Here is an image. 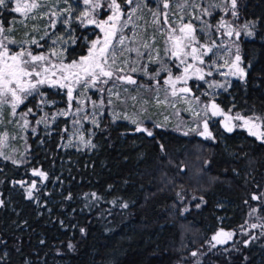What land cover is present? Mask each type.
I'll use <instances>...</instances> for the list:
<instances>
[{
	"label": "trees",
	"instance_id": "trees-1",
	"mask_svg": "<svg viewBox=\"0 0 264 264\" xmlns=\"http://www.w3.org/2000/svg\"><path fill=\"white\" fill-rule=\"evenodd\" d=\"M245 1L242 16L257 23L255 40L242 43L246 76L233 82V102L225 97L217 101L224 110L264 118V0ZM84 48L75 47L66 59L83 55ZM217 128L211 127L216 132L214 144L170 131L156 130L152 137L131 135L121 126L98 131L94 137L98 146L95 156L72 170V199L64 202L63 211L57 212V221L77 226L72 231L67 227L61 232L57 224L44 227L46 216H38L35 201L12 186V182L28 178V172L0 163V264H177L183 255L205 248L219 228L218 217H229L230 229L238 227L245 222L246 209L251 204L257 216L264 219V142L243 131L227 134ZM54 147L52 142L49 152H54ZM48 157L42 156L37 167L43 171L51 167ZM189 161L194 165L190 169L200 170L209 182V186L205 182L195 192L194 198L189 190ZM56 168L57 165L51 171ZM181 169H186L187 176L179 181ZM93 192L100 199L86 197L84 208L80 195ZM254 194L261 199L253 203ZM180 201L187 207L178 204ZM219 205L223 208L219 209ZM182 223L194 230H190L192 236L184 244H180ZM81 228L85 230L83 234ZM55 236L63 243L57 247L63 249L57 256L56 247L46 244ZM43 239L45 244H40ZM65 241L73 245L66 256L69 244ZM214 253L216 258L206 264H264V247L258 242L251 243L243 259L231 257L222 249H214Z\"/></svg>",
	"mask_w": 264,
	"mask_h": 264
},
{
	"label": "snow or ice",
	"instance_id": "snow-or-ice-1",
	"mask_svg": "<svg viewBox=\"0 0 264 264\" xmlns=\"http://www.w3.org/2000/svg\"><path fill=\"white\" fill-rule=\"evenodd\" d=\"M82 3L85 6L84 9L73 17L71 5L62 12L54 10L49 16L47 12H39V9L45 7V0H0V15L3 11L19 14L23 17L19 24L25 29L28 27L25 24L26 20H36L43 16H49V23L39 40L28 31L24 32V37L16 39L14 36L17 31L15 17L8 21L7 27L5 26L7 17L0 19V124L4 123V106L7 105L10 106L12 117L19 116L17 126L21 130H27L30 123L28 116H35V112L32 108H27V111L18 113L17 109L25 104L29 97L40 98L36 105L40 111H43V106L55 104V101L48 100L46 94L41 91L43 86L66 90L67 108L59 109L51 116V120L54 122L58 116L68 117L72 115L74 117L71 121L73 126L79 125L80 128L83 126L82 121L89 120V115H79L85 112L83 107L84 98L91 99L87 97L89 89L101 93L99 102L92 101L94 111L91 113V123L96 127H99V120L96 118L95 110H101L100 115H103L104 94H107V104L113 105V97L117 101H121V91L129 93V88L124 87V85L136 86L135 90L137 92L140 89L146 91L155 89L158 92L160 82L156 78L162 72H165L167 77L163 80V84L170 86L171 96L176 97L178 94L186 96L192 93V89L187 86L190 79L195 78L205 81V75H212L211 70L205 73L204 68L197 65H204V57L213 53V50L218 47L215 40L211 39L213 29L216 32L223 30V34L229 37L234 34V29L224 17H221L215 24L206 19V17H212L216 9H222L227 13L229 11L228 0H207L206 4L201 3V0H158L155 7H152L149 0H123V4L129 6L127 10L122 7L120 0H82ZM13 4L14 6L10 7ZM236 7L237 0H230L233 16L237 15ZM145 10L150 14V20L145 19L143 14ZM102 11L107 13L106 18H100ZM64 13H67V15L65 16ZM62 16L63 19H61ZM140 21H144L143 26ZM194 21H199V24L197 25ZM75 22L83 27L93 25L102 34L91 40L83 37L87 41V55H82L78 59L73 58L70 62L65 63L64 53L68 51L67 47L59 51L54 47L50 54L44 52L34 54L31 45L38 48L44 47L40 44V40L56 35L55 32L49 33L47 29L55 30L57 23L65 26L67 36L56 35V38L52 40V45L76 44L81 37L75 35V29L71 27ZM149 27L153 29L151 34L147 31ZM38 31L39 28L33 25L32 33ZM198 32L208 37L205 43H201L198 39ZM239 34V32H235V35L239 36ZM248 35H251V33L249 32ZM157 37L164 38V56L179 61L176 65L177 68L183 66L182 75L173 77L171 68L161 57L160 49L156 47ZM10 45L16 46V50H13ZM52 57H55L56 60L54 61ZM189 57L196 63H188ZM240 60L241 57L238 54L231 62L225 60L222 66L228 67V71L221 73V75L244 78L246 71L240 66ZM150 64H158L159 67L150 72ZM212 65H215V61H212ZM133 74L145 77L147 80H153L155 84L151 86L146 83L138 84ZM109 84V87H103V85ZM177 84L183 86L177 88ZM209 87H224V85L209 83ZM164 90L167 93L168 89L165 88ZM204 95H207V93H204ZM126 98L133 101L137 100L136 96ZM156 99L159 104L168 103L167 95L164 100H160L159 97ZM194 99L199 102L200 97L196 96ZM74 100L76 101L75 108H73ZM144 103H147V101H144ZM192 111L195 116H200V112H196L194 109ZM201 111L206 118L203 119V130L198 132L200 136L212 137L207 118L210 113L211 117H223L222 122L227 132H232L237 127L244 128L249 135L264 142V130H262L264 128V118L262 117H245L239 113L235 116L226 114L215 102L204 105ZM114 116L120 118L119 114H114ZM123 119H129L132 124H135L136 132H146L148 136L153 135V132L142 127L143 122L138 121L135 117L125 115ZM167 119L168 117H165V121ZM48 120V113H45L35 123L37 125L44 124L47 127ZM233 121H240L241 123L236 124ZM8 123H12V121L9 120ZM160 126L159 124L156 125V127ZM198 127L199 124L190 131L197 132ZM80 128H77L76 132L73 133V135H78L80 144L85 147H95L91 139H85ZM31 131L35 133L36 128L32 127ZM65 131H68V129L66 128ZM188 134V132L184 133V135ZM6 139L7 133H4L0 143L6 142ZM70 145L71 140L69 141ZM0 155H4V153L0 152ZM12 162L17 163L15 160ZM32 176L39 177L42 185L48 180V174L39 169H33ZM14 183H18L24 188L28 199H34V193L40 191L36 180H31L30 183L28 181H15ZM45 195H48V193H45ZM85 195L86 197L90 195L95 200L100 199L94 192ZM261 196H264V194H261ZM261 196L253 195L252 199L260 200ZM65 199H72L71 194L67 195ZM2 205L3 201L0 200V206ZM122 207L127 208L128 205L123 204ZM255 211L254 208L252 212L255 213ZM61 223L63 224V222ZM251 227L256 228L258 225L252 224ZM80 231L82 234L85 232L83 228ZM232 236L233 233L221 229L213 237V240L217 243H226ZM247 243L245 241V244ZM68 247L72 248L73 245L69 243Z\"/></svg>",
	"mask_w": 264,
	"mask_h": 264
},
{
	"label": "rangeland",
	"instance_id": "rangeland-1",
	"mask_svg": "<svg viewBox=\"0 0 264 264\" xmlns=\"http://www.w3.org/2000/svg\"><path fill=\"white\" fill-rule=\"evenodd\" d=\"M122 7H124L125 10L129 8L128 5L123 4V0H120ZM152 7L156 6V3H158V0H149ZM201 3L206 4L207 0H201ZM229 4V11L225 13L222 9H216L213 12L212 17H206V19H209L212 23H217L221 17H224L232 26L234 29L233 36L229 37L227 35L223 34V30L220 32H216L215 29H213V33L211 36L212 40H215L216 44L218 45L217 48L213 50V53H210L208 56L204 57L205 64L204 65H197L199 67L204 68L205 73L207 71L211 70L212 75L207 76L205 75V81H200L195 78L190 79L188 81V87L192 89V93L188 95L184 94H178L176 97L171 96V88L170 86L164 85L163 80L167 77V73L162 72L159 77L156 79L159 80V88L160 90L157 92L155 89L146 91L144 89H140L139 92L135 90L136 86L133 85H124V87L129 88V93H124L121 91V101H117L115 97L112 99L114 100L113 105L107 104V94H104L105 98V106L102 109L103 115H100L99 109H96V118L99 120V127H96L93 123H91V113L94 111L92 101L99 102V99L101 98V93L89 89L87 92V97H90L91 99L84 98V104L83 107L85 108L84 113H80V116H83L85 114L89 115L88 121H82V128H80L79 125L73 126L72 120L74 117L72 115H69L68 117L64 116H58L56 120L53 122L51 120V116L56 113L59 109H66L67 108V97H66V90L65 89H59V88H50L48 86L41 87V91L46 94V97L50 101H55V104H49L46 106H43V111H40L37 109L36 105L39 102V97H29L28 100L25 102V104L21 105L19 109H17V112H23L27 111V108H32L35 112V116L29 115V128L27 130H21L17 126V121H19V116L12 117L10 115L11 109L10 106H4V123L0 124V139L3 138L4 133H7V139L6 142L0 143V152H3L4 155H0V163L6 162L10 163L17 167L24 168L25 171L28 172L29 177L23 180L18 181H28L29 183L31 180H36L38 187L40 188L39 192L34 193V199L35 201V208L38 211V216H46L44 227H52L56 225V228H58L61 232H64L67 227L68 230L72 231L73 228H76L77 226L73 227L69 225L66 221L59 220L57 221V212L64 210V202L69 201V199H65V197L69 194L72 195L73 190L72 187L74 186V176H71V172L73 169H79V165L81 162L88 163L90 161L91 156H95V153L98 149L97 144L94 141V137L98 131H101L102 129L107 128L108 126L110 128H118L122 127L126 132H128L131 135L135 136H148L146 132H136L135 128L136 125L132 124L129 119H123L125 115L129 117H135L138 121H142V127H145L153 132V135H155L156 130L161 131H170L172 133L183 135L184 137H192V138H199L203 141H206L207 139L211 141V143H216L217 139L214 137L216 132L215 130L211 129V127L215 126V128L218 126V130L221 129L224 133L231 134L235 131H243L245 135L252 137L256 140H258L256 137L251 136L248 134V132L244 128L237 127L232 132H227L223 125V117L216 116L211 117V114L209 113L208 118V124H209V131L212 133L211 138H205L203 136L198 135L199 131L203 130V119L204 117L203 112L201 109L204 105L209 104L211 102H215L220 106L217 99H222V97L228 98L230 102H233L232 93H230V89L232 88L233 82L242 81L244 78H240L238 76H225L221 75L223 72L228 71V67L222 66L224 65V61L227 60L229 62L233 61L235 59V56L238 54L241 57L240 60V66L243 67V55H242V43L245 41H254L255 40V28L257 26V23L254 21H247L242 16V13H244L246 9V1L245 0H237V7L235 9L237 15L233 16L231 14V8H230V0H228ZM72 6V16L75 17L78 15L80 11L84 9V5L82 3V0H45V7L39 9L40 13H49V16L52 11H63L66 8H69V6ZM14 6L13 5H10ZM162 9V5H161ZM145 16V19L150 20L151 16L145 10L143 13ZM66 16L67 13H64ZM107 13L101 12L100 18H106ZM244 15V14H243ZM49 16H43L42 18H38L36 20H26L25 24L28 25L27 29H25L23 26L19 24V21L23 19L19 14L16 13H9L7 11H3L2 15H0V19H4V17H7V20H5V26H8V21L12 20L13 17H15L16 20V28L17 31L14 33V36L16 39H20L24 37V32L28 31L32 35L36 37V39L39 40L40 36L43 35L45 27L49 23ZM64 17L62 16L61 19ZM141 25L143 26L144 21H140ZM197 25L199 24V21H194ZM35 25L39 28L38 32L32 33V26ZM72 28L75 29V35L81 37L80 40L76 42V44L69 43L68 45H52V40L56 38V35L61 36H67V32L65 31V26L57 23V26L55 30L48 28L49 33L55 32L56 35H52L51 38L45 37L44 40H40V44L44 45L42 48H38L35 45H31L32 51L34 54L44 52V53H51L52 49L55 47L57 51L61 50L64 47L68 48V51L64 53L65 57L67 54L71 53V50H73L75 47H78V50L81 49V45H83L84 48V54L87 55V41L83 39V37H87L88 40L95 39L97 35L99 34L93 25H89L87 27L80 26L78 22H75L71 25ZM147 31L151 34L153 32V29L149 27ZM235 32H239V36L235 35ZM251 33V35H248V33ZM198 39L201 43H205L208 40V37L197 33ZM156 47L160 49V55L163 57L165 63L168 64V66L172 70L173 77L177 75H182V67L177 68L176 65L179 63V61L175 59H169L168 57L164 56L163 49L165 47L164 45V38L163 37H157L156 39ZM13 50H16V46L10 45ZM190 50V49H189ZM135 55L134 53L132 54ZM82 56V55H81ZM80 57V56H79ZM78 57V58H79ZM76 58V59H78ZM52 59L55 61L56 58L52 57ZM212 61H215V65H212ZM65 63L70 62V60L66 59L64 60ZM188 63L195 64L196 62L192 61L191 57L188 58ZM159 67L158 64H150L149 65V71H154ZM191 71V70H190ZM135 78L139 83H146L148 85H154L155 81L153 80H147L145 77L139 76L137 74H133ZM209 83L214 84H222L224 87H209ZM109 85H103V87L107 88ZM182 84H177V88L182 87ZM165 88L168 89L167 93L165 92ZM204 93H207V95H204ZM75 95V93H74ZM168 97V103L167 104H159L157 103V97H159L160 100H164L165 96ZM130 96H136L137 100L133 101L130 98ZM199 96L200 100L197 102L194 97ZM183 97V98H181ZM144 101H147V103H144ZM175 105L174 107L172 105ZM76 107V101H73V108ZM192 109H194L196 112H200V116H195L193 114ZM224 110V109H223ZM226 114H230L235 116L239 112L224 110ZM45 113H48L49 120H48V126L45 127L44 124L37 125L35 121L39 119L41 116H43ZM114 114H119L120 118H115ZM242 115L241 113H239ZM244 116V115H242ZM165 117H168L167 121H165ZM249 117V116H245ZM11 120L12 123H8V121ZM236 124H240V121H233ZM161 125L160 127H156V125ZM197 124H199V127L197 128V132H192L190 129L197 127ZM32 127L36 128V132L33 133L31 131ZM68 129V131H65V129ZM80 128V131L83 132L85 139H91L92 144L95 145V147H85L79 142L78 135H73L74 132H76V129ZM216 129V130H217ZM264 130V128H262ZM185 132H188V135H184ZM148 136V137H152ZM71 140V145L69 146V141ZM261 142V140H258ZM52 142L54 143V152H49V148L52 146ZM219 142L222 143V138L219 137ZM49 152V153H48ZM198 155H201V151H197ZM49 155L48 159H51L52 162L50 163L51 167L47 166L45 167L46 172L48 174V180L42 185L40 184V178L32 176V170L33 169H39L37 167V164H39V160L42 156ZM7 157V158H6ZM15 160L17 163H13L12 161ZM188 169L189 173L192 177L191 183H192V189H189L190 192L193 194L192 198L195 197V192L199 190V188L207 182V185L209 184L208 178H206L203 173L198 170L197 168L190 169V166L193 165L191 161H189ZM57 165L56 170L57 171H51L54 166ZM197 165V163H196ZM194 166V165H193ZM192 166V167H193ZM43 171V170H41ZM51 171V172H50ZM55 172V173H54ZM182 175H179V181L186 180L187 172L181 171ZM54 173V174H53ZM53 174V177L49 181V175ZM164 176H162V181L164 180ZM189 178V177H188ZM190 179V178H189ZM77 184H80V181H77ZM184 183V182H183ZM3 184V181H0V186ZM13 188H18L23 190L24 197L27 198L26 192L24 191V188H22L18 183L12 182ZM27 186V185H26ZM209 186V185H208ZM206 187V186H205ZM257 187H255L256 190ZM14 189V193L17 192V190ZM45 193H48V195H45ZM89 193H84L82 196V200H84L82 206L86 208V195ZM255 195V194H254ZM76 196V195H75ZM90 196V195H89ZM253 196V195H252ZM88 197V196H87ZM38 198V199H36ZM154 198V196L152 197ZM28 199V198H27ZM0 200H2V193L0 192ZM253 200V199H252ZM256 200H253V203ZM184 203V201H180L178 204ZM186 203H184L185 206ZM181 205V204H180ZM54 206L56 207L54 209ZM2 206H0L1 208ZM187 206H185L186 208ZM247 214L245 218V222L241 224L238 227L235 228H229V217H218L217 223H218V229L211 235L209 242L206 244L205 248L200 247L198 249H194L190 253H187L182 256L181 259L178 260L177 264H206L213 262L214 258H216V254L214 253V249H222L224 253L227 255H230L231 257L235 256L237 258L243 259V253L246 249L249 248L251 243L258 242L259 244H262L264 247V219L257 216L256 212L257 209L253 205H248ZM142 210L145 209L141 207ZM221 205H219V209H221ZM256 209L255 213L252 212L253 209ZM55 210V211H54ZM181 212L184 210L180 209ZM80 215L83 214L82 210H79ZM250 213H252L250 215ZM71 215V214H70ZM70 215L68 217H70ZM27 216V215H26ZM72 218V216H71ZM63 222V224L61 223ZM77 224V223H76ZM252 224H257L258 227L252 228ZM223 225V226H222ZM222 226V227H221ZM181 231V239L180 244H184V241L187 240L188 236H192L190 234V229L187 224L182 223L179 227ZM223 229L225 232H231L233 233V236L231 239L227 240L226 243L218 244L215 240H213V237L216 236L218 232ZM193 230V229H192ZM194 231V230H193ZM33 234V233H31ZM34 237V235H32ZM31 237V235H30ZM72 235H69L68 238H72ZM42 238H45L42 236ZM254 238V239H253ZM47 239V238H46ZM46 241V240H45ZM245 241L248 243L245 244ZM66 244H69V241H65ZM40 244H45L44 239L43 242L41 241ZM46 244H53L56 247V253H54L56 256L60 255L61 251L63 249H57V247L62 242L58 241V237L55 236L52 242L46 241ZM72 244V243H71ZM65 250L67 252L64 256L70 255V252L72 248L66 247ZM40 252V251H38ZM195 253V255H193ZM35 256L38 257L39 254L35 253ZM141 256V255H140ZM137 259L138 256L136 255ZM40 261L43 260V256H40ZM260 260V259H259ZM259 260H257L259 262ZM128 263V262H127ZM129 264V263H128Z\"/></svg>",
	"mask_w": 264,
	"mask_h": 264
},
{
	"label": "flooded vegetation",
	"instance_id": "flooded-vegetation-1",
	"mask_svg": "<svg viewBox=\"0 0 264 264\" xmlns=\"http://www.w3.org/2000/svg\"><path fill=\"white\" fill-rule=\"evenodd\" d=\"M96 30H97V32H98L99 34H101V33L99 32V29L96 28ZM77 58H78V57H77ZM257 141H258V140H257Z\"/></svg>",
	"mask_w": 264,
	"mask_h": 264
},
{
	"label": "water",
	"instance_id": "water-1",
	"mask_svg": "<svg viewBox=\"0 0 264 264\" xmlns=\"http://www.w3.org/2000/svg\"><path fill=\"white\" fill-rule=\"evenodd\" d=\"M218 244H223V243H218Z\"/></svg>",
	"mask_w": 264,
	"mask_h": 264
}]
</instances>
